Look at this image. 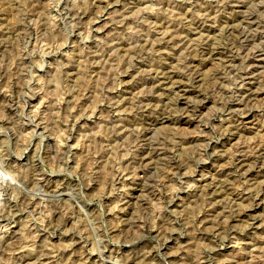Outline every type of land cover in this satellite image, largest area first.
<instances>
[{"label":"clouds","instance_id":"1","mask_svg":"<svg viewBox=\"0 0 264 264\" xmlns=\"http://www.w3.org/2000/svg\"><path fill=\"white\" fill-rule=\"evenodd\" d=\"M0 264H264V0H0Z\"/></svg>","mask_w":264,"mask_h":264}]
</instances>
